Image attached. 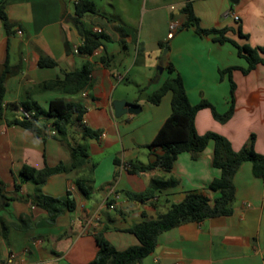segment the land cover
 Returning <instances> with one entry per match:
<instances>
[{
  "label": "crops",
  "instance_id": "crops-1",
  "mask_svg": "<svg viewBox=\"0 0 264 264\" xmlns=\"http://www.w3.org/2000/svg\"><path fill=\"white\" fill-rule=\"evenodd\" d=\"M75 1L4 0L12 27L7 31L0 19V264H88L97 249L95 233H101L115 249L123 250L138 243L127 231L129 227L156 218L181 201L186 192H202L210 199L218 196L217 191L207 189L208 183L220 175L210 163L212 142L195 159L188 152L179 153L169 171L160 167L129 171L131 163L146 164L161 153L160 148L147 149L145 145L170 113L169 91L152 104L130 96L120 86L135 63L142 36L151 44L146 57H157L155 47L159 43L165 48L160 59L162 70L150 85L152 92L174 75L167 71L166 78L161 77L165 66L171 64L181 76L191 104L204 99L223 113L231 102L232 80L231 117L219 122L210 108H202L194 117L195 130L226 137L233 150L253 133L254 148L264 155V64L257 63L243 72L248 63L233 44L215 40L214 34L199 35L193 27L177 28L168 38L169 21L180 22L183 15L179 9L189 1L200 27L226 28L224 36L237 44L264 46V0H139L145 27L136 33L126 29L127 22H123L122 12L130 0H108L119 8L113 6L111 15L101 11L93 0L99 13H85L81 20L90 31L98 27L109 38L89 56L77 50L82 37L71 22ZM40 55L56 65L38 66ZM102 56L110 57L106 64L100 61ZM261 56L264 58V54ZM148 58H144L143 67H149ZM85 60L93 63L89 88L63 93L42 87L64 72L80 69ZM229 67L233 68L219 75V70ZM144 75L152 81L151 74ZM54 98L80 103L84 108L81 118L70 123L64 134L36 136L8 122L19 117L22 102L31 100L47 109ZM116 100L136 103L140 110L115 116ZM39 119L50 122L44 116ZM84 128L98 134L84 136ZM76 144L85 145V161L50 174L38 185L45 196L67 195L75 202L72 210H62L52 224H47L48 213L40 205L35 184L22 180L19 171L24 164L36 169L68 164L70 146ZM152 177L173 178L176 182L154 190L143 200L129 197L142 192ZM79 178L85 179L87 194L77 185ZM232 181L235 194L230 214L185 222L160 232L154 250L136 264H264V181L253 176L249 161L241 162Z\"/></svg>",
  "mask_w": 264,
  "mask_h": 264
},
{
  "label": "trees",
  "instance_id": "trees-1",
  "mask_svg": "<svg viewBox=\"0 0 264 264\" xmlns=\"http://www.w3.org/2000/svg\"><path fill=\"white\" fill-rule=\"evenodd\" d=\"M85 13H99L94 1L76 0L71 22L82 37V43L78 46L77 50L89 56L102 44V40H107L109 37L101 31L92 32L85 27L81 20ZM179 13L183 15V19L179 22L178 28L193 27L199 35L214 34L215 40L220 42L226 40L233 44L237 49L238 55L245 58L248 63L247 67L243 69V72L250 71L257 63L264 64V58L261 56V54H264V46L251 47L245 43L237 44L234 40L224 36L226 28L215 29L200 27L199 20L195 16L189 1L183 4L179 9ZM0 19L3 27L8 31L12 27V24L9 22L5 13L4 0L0 1ZM108 58L102 56L100 57V61L106 64ZM37 64L40 67H53L56 65V62L47 56L40 55ZM165 68L169 72H174V75L165 79L156 90L146 97L148 102L157 104L165 92L169 91L171 94L169 115L163 121L153 138L145 145L147 149L158 147L161 149V153L155 155V158L146 164L131 163L129 171L140 172L150 170L154 167H160L165 171H169L179 153L188 152L191 158L195 159L205 149L207 144L212 142L213 148L210 163L213 167L220 170V175L208 183L207 189L214 192L217 191L218 196L210 199L202 192H186L181 201L171 204L156 218L145 219L129 227L127 231L131 232L137 238L138 243L123 250L115 249L101 233H95L94 239L97 249L94 258L88 264H136L154 250L157 235L160 232L185 222L201 221L209 217L230 214L233 210L232 203L235 194L232 178L238 166L243 161H249L253 176L264 181V155L255 150V136L253 133L249 134L246 141L238 150H233L226 137L213 131L198 134L195 130L194 117L196 112L202 108H210L212 116L219 122H225L231 117L234 111L233 81L230 80V105L225 112L219 113L211 103L204 99L196 104H191L181 76L171 64H167ZM232 68L229 67L224 70H219V75L225 71L229 72ZM92 69L93 63L85 60L80 69L64 72L61 78L46 81L42 84V87L58 89L63 93L78 92L92 85ZM2 96L3 84L2 77H0V123L3 119ZM20 107L32 111L33 114L28 118L17 117L8 122L17 124L29 130L34 135L41 137L46 136L48 128H54L56 135L64 134L67 126L74 120H79L84 111L80 103L67 102L62 98L52 99L47 109H42L31 100L22 102ZM40 116H44L50 122L40 121ZM97 134V131L89 128H84L83 130L84 136H96ZM70 151L71 159L68 164L59 163L53 167L44 166L41 169L24 164L19 171L22 180H27L35 184V191L41 199L40 205L48 213L46 219L47 224H52L62 210H72L75 207L74 200L67 195L62 197L45 196L40 193L38 188V185L50 174L67 171L69 168H73L85 161L87 151L84 144L72 145L70 146ZM84 181V178L76 180L81 191L87 194V189L83 185ZM175 182L173 178L162 179L160 177H152L142 192L131 193L129 197L136 200H143L154 190L173 185ZM1 190L2 183L0 181V195Z\"/></svg>",
  "mask_w": 264,
  "mask_h": 264
},
{
  "label": "rangeland",
  "instance_id": "rangeland-1",
  "mask_svg": "<svg viewBox=\"0 0 264 264\" xmlns=\"http://www.w3.org/2000/svg\"><path fill=\"white\" fill-rule=\"evenodd\" d=\"M97 2L98 8L111 15L113 13L112 8L113 6L116 8L117 6L115 4L110 5L108 3V0H95ZM73 7V4L71 5ZM127 10L123 13L122 16L124 18L123 22L125 25L124 27L126 29H129L131 32L136 33L140 27H145V22H141L142 20V10L139 6V0H130L126 4ZM119 8H116L118 10ZM92 14V13H89ZM108 16V15H107ZM123 22H121V26L123 25ZM119 24V23H118ZM141 44L139 48L137 49L136 57H135V63L130 69L129 73L127 74L126 78H124L122 81H120V86L125 87V89L130 93V96H137L140 98H144L146 100V97L152 93L150 89V85H152L159 77V67H162L160 64V59L162 58L165 48L162 46L155 47L157 50V57H146L145 53H147V48L151 45L144 36L141 38ZM158 47H162L160 50ZM149 50V49H148ZM149 54V53H148ZM144 58H148V62L150 63L149 67H143L142 62ZM159 61V62H158ZM168 70L164 71L161 77H165ZM151 74L152 81H147L145 79L144 74ZM166 78V77H165ZM167 79V78H166ZM136 82V83H135ZM131 98V97H130Z\"/></svg>",
  "mask_w": 264,
  "mask_h": 264
},
{
  "label": "built area",
  "instance_id": "built-area-1",
  "mask_svg": "<svg viewBox=\"0 0 264 264\" xmlns=\"http://www.w3.org/2000/svg\"><path fill=\"white\" fill-rule=\"evenodd\" d=\"M228 13H230V11ZM231 15H233V18L235 20L237 19V16L236 15H234L233 13H231ZM178 26H179V21H177V20H170L169 21V24H168V29H169L168 38H171L172 37L173 33L178 28ZM94 31L95 32H100L101 30H100V28L95 27L94 28ZM18 33H21V31L18 30ZM75 51H77V50L75 49ZM32 114H33L32 111H28V110H25L23 108H20L19 109V118H28ZM48 126H49V124H48ZM47 133H49L51 135H56V130L54 128H48L47 129ZM107 206L110 207V208H112L113 207V204L107 203ZM174 264H180V263H174Z\"/></svg>",
  "mask_w": 264,
  "mask_h": 264
},
{
  "label": "water",
  "instance_id": "water-1",
  "mask_svg": "<svg viewBox=\"0 0 264 264\" xmlns=\"http://www.w3.org/2000/svg\"><path fill=\"white\" fill-rule=\"evenodd\" d=\"M236 1V0H231ZM159 70H162V67H159ZM113 109L115 116H120L121 114L128 113H137L140 110V107L136 103H128L125 100H116L113 102Z\"/></svg>",
  "mask_w": 264,
  "mask_h": 264
}]
</instances>
